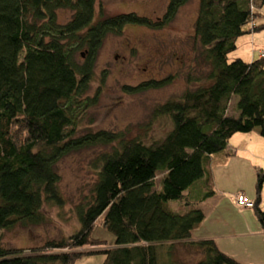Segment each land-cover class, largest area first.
I'll list each match as a JSON object with an SVG mask.
<instances>
[{
    "label": "trees",
    "instance_id": "16d2710c",
    "mask_svg": "<svg viewBox=\"0 0 264 264\" xmlns=\"http://www.w3.org/2000/svg\"><path fill=\"white\" fill-rule=\"evenodd\" d=\"M188 1L169 0L162 20L153 24L135 13L95 21L96 0H0V235L18 223L41 224L44 204L64 205L60 160L93 147L111 148L94 161L89 201L75 208L80 230L30 255L0 243V264H75L82 254L49 251L97 243L92 234L99 219L114 237L112 248L98 252L106 256L104 264H160L159 247L189 241L204 220L200 209L185 204L184 193L209 175L211 157L225 152L235 134L257 131L264 141V52L250 62L229 58L239 37L264 27L255 23L264 0H199L194 38L208 73L202 86L156 109L173 125L163 139L146 144L106 132L74 138L94 105L85 95L104 39L127 25L166 27ZM62 9L72 13L65 24L58 22ZM171 81H149L137 90ZM231 101L234 115L227 114ZM159 173L164 177L155 190ZM263 180L259 170L253 207L264 231L258 206ZM212 193L208 189L203 197ZM170 201L186 210H168ZM196 245L204 255L199 264H240L213 240Z\"/></svg>",
    "mask_w": 264,
    "mask_h": 264
},
{
    "label": "rangeland",
    "instance_id": "374dc122",
    "mask_svg": "<svg viewBox=\"0 0 264 264\" xmlns=\"http://www.w3.org/2000/svg\"><path fill=\"white\" fill-rule=\"evenodd\" d=\"M168 3L169 0H96L95 21L101 17L135 13L156 24L162 20ZM198 4L199 0H189L166 27L127 25L120 35L110 34L104 39L95 63L93 80L85 95L94 105L83 114L74 138L106 132L124 140L137 138L151 144L165 137L173 125L168 117L156 115V109L169 101L179 100L186 89L194 90L202 86L208 73L202 62L201 46L194 38ZM71 14L65 9L58 11V22L67 23ZM256 17V24L264 26V5L256 11ZM249 27L246 26L245 31ZM254 32H247L238 38L235 51L229 54L230 60L240 58L249 61L252 48L256 56L258 49H264V27ZM251 33L256 34L257 39L254 40ZM84 51H78V63H82L84 56L81 54ZM168 77H172V81L162 88L137 90L146 82ZM234 113V101H231L227 114ZM254 132L253 140L262 142L258 132ZM110 150L109 146L93 147L60 160L56 172L64 205L44 204L41 210L43 221L39 225L18 223L4 230L0 235L1 246L20 249L24 255H30L32 250H39L48 242H61L76 234L80 224L75 208L79 204L85 205L90 199L96 179L94 161L99 154ZM163 177L164 173L157 175L155 190L161 189ZM237 189L240 185L234 188L235 191ZM178 204L170 201L166 208L186 210ZM92 236L97 243L74 249H53L49 253L76 252L82 256L75 264H104L106 256L98 252L112 248L114 237L101 227V219L97 221ZM241 239L249 241L245 243L249 248L246 252L244 246L238 244L234 250L235 260L240 264H264V244L258 234H251L250 240L246 237ZM198 241L192 235L189 241L175 243L172 247L161 245L160 264H199L204 255L196 245Z\"/></svg>",
    "mask_w": 264,
    "mask_h": 264
},
{
    "label": "crops",
    "instance_id": "0c3cea01",
    "mask_svg": "<svg viewBox=\"0 0 264 264\" xmlns=\"http://www.w3.org/2000/svg\"><path fill=\"white\" fill-rule=\"evenodd\" d=\"M253 33L251 35L255 40L257 36ZM259 51L264 52V49H258L257 53ZM257 57L255 49L252 48L250 60L244 61L250 62ZM254 133L232 136L226 151L211 157L209 175L184 193L187 197L185 204L197 207L204 214L203 222L192 235L197 240H213L222 253L234 260L236 259L234 250L239 245H243L246 252L249 248L248 244H245L249 241L241 238L249 239L251 234H258L264 244V231L256 220L255 213L252 214L255 208L243 209L236 204L239 195L255 202L257 173L264 170V155H260V152L264 154V141L262 138V142L253 140ZM238 185L240 189L235 191L234 188L236 189ZM208 189L213 193L210 197L204 198ZM258 206L264 210V180Z\"/></svg>",
    "mask_w": 264,
    "mask_h": 264
},
{
    "label": "built area",
    "instance_id": "2783aa9c",
    "mask_svg": "<svg viewBox=\"0 0 264 264\" xmlns=\"http://www.w3.org/2000/svg\"><path fill=\"white\" fill-rule=\"evenodd\" d=\"M260 55L263 56L262 53ZM236 204L238 205V207L243 208V209L253 208L254 206V202L246 199L245 196L243 195L237 196Z\"/></svg>",
    "mask_w": 264,
    "mask_h": 264
}]
</instances>
